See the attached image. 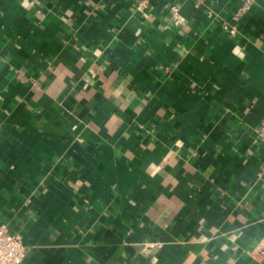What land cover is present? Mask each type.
<instances>
[{"label":"crops","instance_id":"1","mask_svg":"<svg viewBox=\"0 0 264 264\" xmlns=\"http://www.w3.org/2000/svg\"><path fill=\"white\" fill-rule=\"evenodd\" d=\"M141 1L0 0V223L22 264H264V0Z\"/></svg>","mask_w":264,"mask_h":264},{"label":"built area","instance_id":"2","mask_svg":"<svg viewBox=\"0 0 264 264\" xmlns=\"http://www.w3.org/2000/svg\"><path fill=\"white\" fill-rule=\"evenodd\" d=\"M254 0H245L247 4ZM149 7L144 0L137 4V9L144 12ZM228 30V27L224 25ZM234 34V30H230ZM259 138L264 141V122L258 130ZM26 258V247L21 236L12 234L5 224L0 223V264H22Z\"/></svg>","mask_w":264,"mask_h":264}]
</instances>
